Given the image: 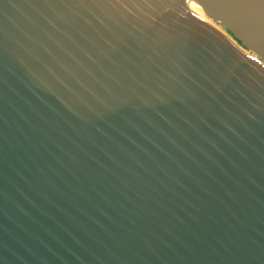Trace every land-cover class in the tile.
<instances>
[{"label":"water","instance_id":"water-1","mask_svg":"<svg viewBox=\"0 0 264 264\" xmlns=\"http://www.w3.org/2000/svg\"><path fill=\"white\" fill-rule=\"evenodd\" d=\"M0 264H264V0H0Z\"/></svg>","mask_w":264,"mask_h":264}]
</instances>
